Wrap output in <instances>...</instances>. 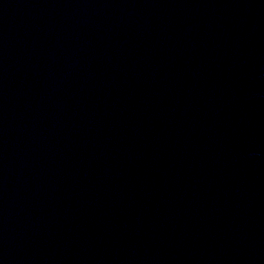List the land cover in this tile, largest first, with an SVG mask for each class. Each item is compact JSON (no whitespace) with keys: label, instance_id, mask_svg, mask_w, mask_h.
Returning a JSON list of instances; mask_svg holds the SVG:
<instances>
[{"label":"water","instance_id":"95a60500","mask_svg":"<svg viewBox=\"0 0 264 264\" xmlns=\"http://www.w3.org/2000/svg\"><path fill=\"white\" fill-rule=\"evenodd\" d=\"M0 264H264V0H0Z\"/></svg>","mask_w":264,"mask_h":264}]
</instances>
